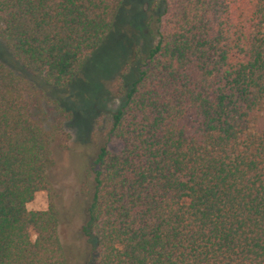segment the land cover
I'll list each match as a JSON object with an SVG mask.
<instances>
[{
    "label": "trees",
    "instance_id": "trees-1",
    "mask_svg": "<svg viewBox=\"0 0 264 264\" xmlns=\"http://www.w3.org/2000/svg\"><path fill=\"white\" fill-rule=\"evenodd\" d=\"M127 0H0V42L54 91L77 84ZM92 161V264H264V0H149ZM113 72L117 69L113 65ZM73 114L0 61V264H68L52 152ZM47 206L27 209L35 193Z\"/></svg>",
    "mask_w": 264,
    "mask_h": 264
},
{
    "label": "rangeland",
    "instance_id": "rangeland-1",
    "mask_svg": "<svg viewBox=\"0 0 264 264\" xmlns=\"http://www.w3.org/2000/svg\"><path fill=\"white\" fill-rule=\"evenodd\" d=\"M148 1L127 0L119 16L117 33L106 47L107 51L97 54L79 82L66 91H54L41 80L32 78L0 42V61L34 81L50 98L61 99L73 114L54 144L53 165L49 170L56 193L58 238L68 264H92V241L83 232L91 195V164L101 146L114 152L120 148L118 142L106 137L110 114L118 106L115 77L126 65H131L136 48L145 50L151 43L145 28ZM114 64L116 72H113ZM26 206L30 210L45 209L46 194L35 193Z\"/></svg>",
    "mask_w": 264,
    "mask_h": 264
}]
</instances>
